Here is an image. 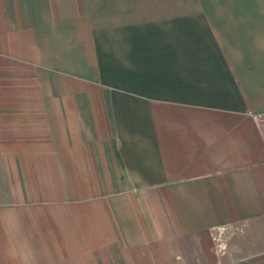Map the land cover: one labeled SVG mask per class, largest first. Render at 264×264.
<instances>
[{
	"label": "crops",
	"instance_id": "1",
	"mask_svg": "<svg viewBox=\"0 0 264 264\" xmlns=\"http://www.w3.org/2000/svg\"><path fill=\"white\" fill-rule=\"evenodd\" d=\"M0 264H264V0H0Z\"/></svg>",
	"mask_w": 264,
	"mask_h": 264
},
{
	"label": "built area",
	"instance_id": "2",
	"mask_svg": "<svg viewBox=\"0 0 264 264\" xmlns=\"http://www.w3.org/2000/svg\"><path fill=\"white\" fill-rule=\"evenodd\" d=\"M229 235L228 226H216L212 229V241L218 254H223L227 247Z\"/></svg>",
	"mask_w": 264,
	"mask_h": 264
}]
</instances>
